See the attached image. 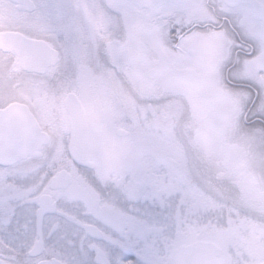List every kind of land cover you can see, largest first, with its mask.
<instances>
[{
  "label": "snow or ice",
  "instance_id": "snow-or-ice-1",
  "mask_svg": "<svg viewBox=\"0 0 264 264\" xmlns=\"http://www.w3.org/2000/svg\"><path fill=\"white\" fill-rule=\"evenodd\" d=\"M0 264H264V0H0Z\"/></svg>",
  "mask_w": 264,
  "mask_h": 264
}]
</instances>
